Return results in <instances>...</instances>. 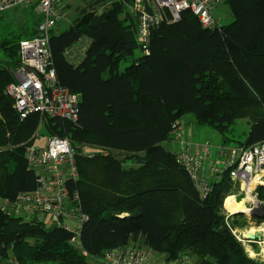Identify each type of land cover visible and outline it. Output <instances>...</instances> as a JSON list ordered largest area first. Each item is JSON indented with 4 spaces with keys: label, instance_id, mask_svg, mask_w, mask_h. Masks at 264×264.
Wrapping results in <instances>:
<instances>
[{
    "label": "trees",
    "instance_id": "1",
    "mask_svg": "<svg viewBox=\"0 0 264 264\" xmlns=\"http://www.w3.org/2000/svg\"><path fill=\"white\" fill-rule=\"evenodd\" d=\"M104 1H89L67 29L49 36L57 83L80 96L75 121L21 118L5 93L19 42L34 35L39 20L0 40V261L89 264L87 257L133 243L167 261L187 255L189 264H264L225 222L223 200L238 187L230 169L201 196L176 153L162 145L186 114L216 130L223 145L235 120L247 116L250 127L238 146L264 141V0H223L234 19L214 28L182 11L177 21L150 29L146 49L135 17L116 2L98 13ZM41 124L47 137L86 144L92 153L75 154L78 177L68 183L86 216L78 245L63 226L46 227L1 207L37 188L25 154ZM255 193L262 208L250 220L259 225L264 186ZM238 217L247 219L234 214L231 226H243Z\"/></svg>",
    "mask_w": 264,
    "mask_h": 264
},
{
    "label": "built area",
    "instance_id": "2",
    "mask_svg": "<svg viewBox=\"0 0 264 264\" xmlns=\"http://www.w3.org/2000/svg\"><path fill=\"white\" fill-rule=\"evenodd\" d=\"M60 2L61 0H0V12L27 6L33 7L39 15L34 35L19 42V66L11 70L14 81L5 89L21 118L30 113L71 121L77 118L80 96L57 83L48 46L49 36L62 17ZM114 2L124 5L135 17L137 41L146 49L150 29L165 20L177 21L185 10L191 11L203 28L219 26V20L213 12L223 0H105L96 11L100 13ZM182 127L181 123L172 132L173 139L181 143V149L176 152V160L185 168L201 196H204L210 190L211 179L204 173L203 163L210 153L206 146L191 151L189 143L184 140ZM37 136L38 132L25 154L28 167L37 175V188L29 194L20 193L14 201H2L1 207L9 213L37 219L46 227L63 226L72 233L71 243L78 245V236L86 216L77 203V192H71L68 183L78 177L75 154L78 152L91 157L92 153L86 144L76 146L66 138L57 136H48L43 143H39L36 142ZM217 154L222 158V163L215 167L214 178L230 169V179L238 186L239 191L229 196L236 202L244 201L245 205L255 203L261 210L262 203L257 199L255 190L264 186V141L249 147L218 146ZM237 197H240L239 201ZM225 198L222 204L225 222L234 236L242 242L239 228L231 226L229 220L236 213L226 209ZM93 260L94 264H189L190 257L182 255L167 261L158 258L147 247L130 243L109 249L101 258ZM0 264L27 263H20L14 257H9L0 261Z\"/></svg>",
    "mask_w": 264,
    "mask_h": 264
},
{
    "label": "rangeland",
    "instance_id": "3",
    "mask_svg": "<svg viewBox=\"0 0 264 264\" xmlns=\"http://www.w3.org/2000/svg\"><path fill=\"white\" fill-rule=\"evenodd\" d=\"M89 1L91 0H61L59 9L61 11L62 17L57 23L55 31L57 33H60L67 29L71 22L79 16L80 10L84 8ZM213 15L219 20L220 25L229 24L234 19L231 11L223 2L217 5L213 12ZM37 20H39V15L36 10L27 6H19L17 8L0 12V40L5 37H8L9 35L12 36L21 34L22 31L26 30V28H28L32 24L34 25ZM0 61H4V55L1 50ZM17 66H19V64ZM186 120L188 121V124H190V126H188L187 123H185L186 126L190 128V130H192V132L190 133V137L188 136L189 140L187 142L191 144L190 142L192 140V144L196 142L199 146H206L210 153L209 160L217 165H220L222 163V158L217 155V149L218 146L223 143L221 135L216 130L210 127L199 126L194 124V118L189 114L183 116V123L186 122ZM185 124L183 125L185 126ZM249 127L250 123L249 118L247 116L236 119L230 130L225 135L227 137V140H225L226 146L234 147L237 146L239 142H242L249 130ZM46 137L47 135L43 133V125L41 124L38 129V136L36 138V142L43 143ZM162 145L165 149L170 151L177 150V148H180V144L177 143L173 139V137L172 139L164 142ZM197 145H194L193 147ZM238 191L239 189L237 188L229 192V194L225 198V201L229 197L234 200V198L229 195L236 194L238 193ZM239 199L240 197H237L238 201ZM239 202H242L244 204V201ZM245 206H247V208H250V211L245 214L247 219L241 220V218L238 217V219L241 221L240 223L243 224V226L239 228L242 244L245 248V251L251 258L264 260V223L257 225L250 220L252 214H257L259 212L260 207H258V205L255 203H250ZM239 213L240 212L236 214ZM256 233L261 234V241L251 243L244 239V237L248 236V234ZM157 257L160 258L161 255L157 254ZM86 260L89 264H94V260L91 257H87ZM191 264H194L193 260Z\"/></svg>",
    "mask_w": 264,
    "mask_h": 264
},
{
    "label": "crops",
    "instance_id": "4",
    "mask_svg": "<svg viewBox=\"0 0 264 264\" xmlns=\"http://www.w3.org/2000/svg\"><path fill=\"white\" fill-rule=\"evenodd\" d=\"M194 122H195V121H194ZM185 123H187V125L190 126V124H188V121H187V120H186V122H184L183 124H185ZM194 124H196V123H194ZM196 125H197V124H196ZM195 129H196V127H195ZM195 129H194V130H195ZM182 130H183L184 140H185V141H188V140H189V139H188V136L190 137V133L192 132V130H190V128H188V127L186 126V124H185V126L183 125ZM176 142L180 144V148H181V143H180L179 141H176ZM190 143L192 144V140H191ZM191 144H189V149H190L191 151H195L196 149H200V148L203 147V146H199V145H197L196 142H194V143L192 144V146H191ZM194 145H197V146L193 147ZM222 145H223V144H220L219 146H222ZM223 146H226V144L223 145ZM178 147H179V146H178ZM180 148H179V149L177 148V150H171V151L176 153L178 150H180ZM169 151H170V150H169ZM217 155H218V154H217ZM209 158H210V155H209L208 158H206V159L204 160V163H203V169H204V170H203V171H204V173H205L210 179H212V178L214 177L215 167H217L218 165L215 164L214 162L210 161Z\"/></svg>",
    "mask_w": 264,
    "mask_h": 264
},
{
    "label": "bare ground",
    "instance_id": "5",
    "mask_svg": "<svg viewBox=\"0 0 264 264\" xmlns=\"http://www.w3.org/2000/svg\"><path fill=\"white\" fill-rule=\"evenodd\" d=\"M250 200H252L251 196L248 197ZM226 209L230 211L231 213H236V212H243L247 213L248 208L245 206L242 202H236L234 201L231 197L227 198L225 201ZM257 231V230H256ZM262 250V249H261ZM262 253V252H261ZM251 254V253H250Z\"/></svg>",
    "mask_w": 264,
    "mask_h": 264
},
{
    "label": "water",
    "instance_id": "6",
    "mask_svg": "<svg viewBox=\"0 0 264 264\" xmlns=\"http://www.w3.org/2000/svg\"><path fill=\"white\" fill-rule=\"evenodd\" d=\"M236 213H238V212H236ZM240 213H243V212H240ZM244 239L251 242V243L256 242V241H261V234L260 233L248 234V236L244 237Z\"/></svg>",
    "mask_w": 264,
    "mask_h": 264
}]
</instances>
